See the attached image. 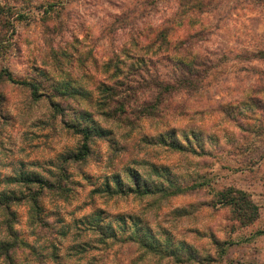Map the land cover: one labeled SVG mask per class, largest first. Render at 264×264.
<instances>
[{
	"label": "rangeland",
	"instance_id": "rangeland-1",
	"mask_svg": "<svg viewBox=\"0 0 264 264\" xmlns=\"http://www.w3.org/2000/svg\"><path fill=\"white\" fill-rule=\"evenodd\" d=\"M49 1L0 0L23 15L0 26L7 45L0 47V72L55 86L71 82L95 96L101 61L136 31L166 21L175 27L173 40H185L184 54L207 70L196 92L167 97L162 121L137 119L131 128L81 100H60L63 111L54 114L27 87L0 85V194L16 192L9 217L28 243L14 264H264V0H184L183 7L179 0H57L61 13L45 14ZM120 15L128 17L119 25L125 29L105 31ZM65 48L71 57L57 65L52 53ZM84 109L99 129L86 157L76 160L83 139L68 125ZM191 129L201 133L198 153L158 143L160 131H177L183 142L180 132ZM22 174L47 182L43 190L31 186L39 190L41 229L24 184L9 181ZM168 177L187 190L163 197L155 190ZM134 182L155 192L120 191ZM226 188L245 191L258 206L252 224L240 226L218 204L214 194ZM4 219L0 212V239ZM94 219L118 241L102 243L89 225Z\"/></svg>",
	"mask_w": 264,
	"mask_h": 264
},
{
	"label": "trees",
	"instance_id": "trees-1",
	"mask_svg": "<svg viewBox=\"0 0 264 264\" xmlns=\"http://www.w3.org/2000/svg\"><path fill=\"white\" fill-rule=\"evenodd\" d=\"M183 1H178L182 7L185 6ZM190 1L193 4L203 2V0ZM47 6L48 10H45V14L56 11L59 14L61 13L60 9L56 10L59 7L62 8V3L59 4L57 0L49 1ZM16 7L15 5L0 2V26L3 29H7L8 25H12L9 20L10 17L13 16L16 19L23 17L20 12L15 11ZM16 13L17 15L15 16ZM183 17L185 15L180 16L177 20L178 25L183 23ZM127 19L126 15L116 16L105 27V31L108 30V32L114 33L117 30L125 29L122 26L119 27V25L123 24ZM165 23L154 26L151 30L149 29V32L143 34L136 31L138 36H131L128 43H124L105 60L101 61L99 70L104 75V80L99 82L96 88L95 96L98 99H96L91 89L74 86L71 82H64L62 85L55 86L44 84L36 78L17 80L6 69H2L0 72V85L7 82L27 87L34 99L44 98L49 103L50 109L54 114H60L63 111L60 100L68 97L85 102L88 109L93 107L95 113L109 121L120 123L121 126L126 128H131L137 119L162 121L166 115L164 102L168 99L167 97L170 98L172 95L179 94L182 91L187 94L196 92L203 79L202 73L207 70L205 63L197 62L193 57L184 54L189 51L188 46L185 45V40L174 41L172 35H174L175 27ZM6 46L0 37V47L5 48ZM68 50L65 48L62 51L59 50L52 53V58L57 65L61 63L60 58H65L69 61L71 55ZM42 74L45 76L44 72ZM164 74H167V76L163 77L162 75ZM140 96L139 105L137 99ZM56 98L59 100H55ZM68 126L74 128L82 136L83 143L80 145L78 152L73 154L74 159L81 160L88 154L89 141L99 128L95 124L91 112L87 109H84ZM180 133L184 143L178 139L177 131H166L165 133L160 131L158 143L168 146L173 151L198 153L195 147L197 143H201L200 131L191 129L183 130ZM161 170L171 177L168 170ZM130 173L135 179L137 178V174L134 171ZM169 177L166 178L168 184H158L155 191H158L163 197H169L187 190V186L179 187ZM9 181H18L20 185L24 184L23 187L28 193L25 199L27 198L30 201L33 211L31 215L32 221L39 223L40 229L43 228L44 220L40 219L38 197L39 190H43L42 188L47 185V182L38 176L23 174ZM34 185H39V190H33L34 188H31V186ZM133 185L132 188L127 187L126 190L122 191L120 189V191L125 194L129 192L138 195H147L155 192L150 187L141 186L139 182H134ZM214 196H216L218 204L227 208L233 219L242 227L252 224L259 216L258 206L245 191L226 188L215 192ZM16 201L19 200L15 191L0 194V212H4V217L6 216V220L4 219L3 221L6 233L0 239V258L5 264H14V253L19 249L25 250L28 246V243L19 236V233L13 227V222L10 221L9 215L13 216L11 206L16 204ZM89 225L101 236L102 239L100 241L102 243L108 239L112 240V242L118 239L114 231H110L111 233L103 231L98 219L90 221ZM131 240L138 243L135 236H132Z\"/></svg>",
	"mask_w": 264,
	"mask_h": 264
}]
</instances>
